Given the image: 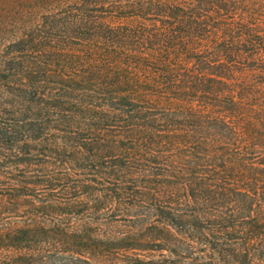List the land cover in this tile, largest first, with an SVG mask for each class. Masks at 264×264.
Instances as JSON below:
<instances>
[{
    "label": "trees",
    "instance_id": "1",
    "mask_svg": "<svg viewBox=\"0 0 264 264\" xmlns=\"http://www.w3.org/2000/svg\"><path fill=\"white\" fill-rule=\"evenodd\" d=\"M252 107L264 0H57L0 50V264H264Z\"/></svg>",
    "mask_w": 264,
    "mask_h": 264
},
{
    "label": "rangeland",
    "instance_id": "2",
    "mask_svg": "<svg viewBox=\"0 0 264 264\" xmlns=\"http://www.w3.org/2000/svg\"><path fill=\"white\" fill-rule=\"evenodd\" d=\"M57 0H0V50L9 41L40 20L41 14ZM244 110L250 117L255 134L244 133V142L254 143L257 161L264 159V110ZM242 123V122H240Z\"/></svg>",
    "mask_w": 264,
    "mask_h": 264
}]
</instances>
